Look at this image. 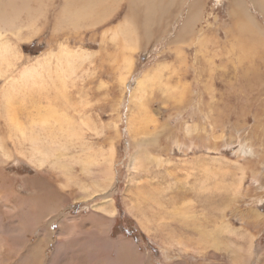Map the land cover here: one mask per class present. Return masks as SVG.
Returning a JSON list of instances; mask_svg holds the SVG:
<instances>
[{"label":"bare ground","instance_id":"bare-ground-1","mask_svg":"<svg viewBox=\"0 0 264 264\" xmlns=\"http://www.w3.org/2000/svg\"><path fill=\"white\" fill-rule=\"evenodd\" d=\"M205 1L0 0V264H65L67 261L79 264V258L74 254L80 252L82 255V251L95 264H155L154 255L140 251L139 245L129 237L113 236V218L117 212L111 195L115 181L114 147L101 157L87 150L76 155L75 148L86 129L94 127L89 118L80 114L83 111L81 102L79 106L70 102L68 88L74 79L86 72L88 64L108 60L111 56L124 66L126 73L122 83L127 84L135 72L136 52L155 34L159 38L170 36L168 45L171 47L189 42L198 21L202 20ZM224 3L228 8V19L222 23L219 15L217 24L203 30L200 51L213 58L223 52L225 46L240 60L246 59L248 64L257 65L264 52V25L250 6L264 18V0H224ZM183 9L186 17L179 30L174 32ZM99 31H102L103 47L97 52L92 50L97 44L87 36ZM140 32L145 36L144 45ZM25 35L41 39L47 36L48 48L44 55L34 59V63L21 66L23 54L13 37L21 40ZM176 54L183 59L178 62L186 63V56L181 51ZM167 66L170 67L169 77L164 78L163 71ZM186 71L189 69L181 72L171 65L161 64L139 76L136 88L140 93L137 103L141 121L148 119V87L162 85L163 92L172 96L180 88L179 82L184 78L182 73L186 76ZM70 107L79 113L80 119L71 113ZM25 164L35 169L29 171L33 175L19 172ZM75 164L81 165L79 169L84 174L91 175L97 168L98 179L93 184H86L75 173L79 170ZM49 166V171L58 173L68 188H77V197L90 204L88 212L92 219L100 215L102 220H93L91 227L82 228L81 220L70 218L64 212L66 203H61V196L57 198L61 204L56 207L52 204ZM5 167L7 171L3 169ZM10 170L14 172L10 173ZM138 194L136 200H131L128 211L138 215L142 229L147 233L153 227L163 231L159 239L162 250L159 258L163 264H181L180 256L196 253L201 254L203 261V256L212 252L207 230L199 233L195 247L193 235L183 228L173 227L175 220H167L183 216L180 209L165 211L162 217L159 214V219L153 220L154 212L147 213L143 204L148 192ZM97 195L103 202L93 205ZM52 206L53 211L60 209L57 220H53L57 215H51ZM93 208H99L100 213ZM4 215L8 220H2ZM55 222L60 228L53 234ZM66 233H69L68 237L64 236ZM54 235L56 241L48 256L47 249H50ZM255 237L256 233L252 235L250 247L255 244ZM212 243L217 245L214 239Z\"/></svg>","mask_w":264,"mask_h":264},{"label":"rangeland","instance_id":"rangeland-1","mask_svg":"<svg viewBox=\"0 0 264 264\" xmlns=\"http://www.w3.org/2000/svg\"><path fill=\"white\" fill-rule=\"evenodd\" d=\"M250 8L264 25L261 14L254 7ZM184 9L185 14L175 24L174 32L186 17ZM219 15L222 23L228 19L224 0H206L202 20L198 21L189 42L171 47L168 45L170 36L159 38L155 34L143 50L136 52L135 72L127 84L122 83L126 73L124 66L111 56L108 60L88 64L86 72L74 79L68 88V99L76 105L81 102L83 111L80 114L89 118L94 127L86 129L75 148L76 155L87 150L101 157L114 147L115 181L111 195L117 212L113 218V236L129 237L139 245L140 251L154 255L155 264H163L159 258L162 255L159 239L163 231L153 227L147 233L138 215L128 211L131 200H136L141 191L148 192L143 204L147 213L154 212L153 220H158L159 214L162 217L165 211L181 210L183 216L179 219L174 216L167 220H175L173 227L183 228L193 235L195 247L199 233L208 231L212 252L206 257L202 255L203 261L198 253L179 255L181 264H264V52L257 65L240 60L225 46L223 52L213 58L204 55L200 51L201 34L213 27ZM139 36L144 45V34L140 32ZM87 37L97 44L92 50L100 52L102 31ZM46 39L47 36L41 39L25 35L21 40L13 37L23 54L21 66L32 64L35 58L44 55L48 48ZM177 51L186 56V65L178 62L183 59L177 57ZM161 64L171 65L181 72L189 71L186 76L182 73L180 88L172 96L163 92L162 85L148 87L149 115L147 120L141 121L136 82L142 73ZM169 68L165 67L164 78L169 77ZM173 77L176 78L175 73ZM71 108V113L80 119L79 113ZM75 166L79 169L81 165ZM3 169L7 171L6 167ZM49 170L50 166L48 173L55 207L66 203L64 212L70 218L81 220L82 228L91 227L93 220H102L100 215L92 219L88 212L90 204L77 197L76 187L68 188L58 173ZM80 170L75 173L86 184L98 179L97 168L91 175ZM29 171L35 169L25 164L19 172L33 175ZM58 196H61V203L57 201ZM102 202V197L97 195L92 204ZM93 209L100 213L99 208ZM59 218L60 213L53 220ZM2 220H8L7 216ZM59 228L58 222L53 223V234ZM254 233L255 244L250 247ZM64 236L68 237L69 233ZM55 241L54 235L47 249L48 256ZM94 250L98 252L96 246ZM74 256L79 258V264H95L84 251Z\"/></svg>","mask_w":264,"mask_h":264}]
</instances>
